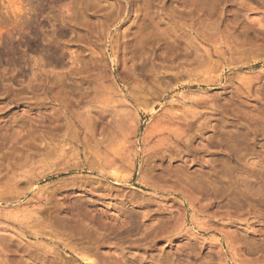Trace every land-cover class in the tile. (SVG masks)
Here are the masks:
<instances>
[{"label":"rangeland","instance_id":"374dc122","mask_svg":"<svg viewBox=\"0 0 264 264\" xmlns=\"http://www.w3.org/2000/svg\"><path fill=\"white\" fill-rule=\"evenodd\" d=\"M0 264H264V0H0Z\"/></svg>","mask_w":264,"mask_h":264}]
</instances>
